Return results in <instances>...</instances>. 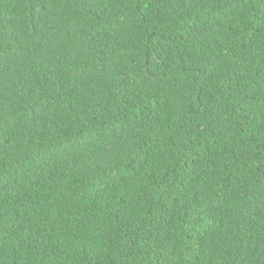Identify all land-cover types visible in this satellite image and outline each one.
Listing matches in <instances>:
<instances>
[{
  "label": "trees",
  "instance_id": "trees-1",
  "mask_svg": "<svg viewBox=\"0 0 264 264\" xmlns=\"http://www.w3.org/2000/svg\"><path fill=\"white\" fill-rule=\"evenodd\" d=\"M0 264H264V0H0Z\"/></svg>",
  "mask_w": 264,
  "mask_h": 264
}]
</instances>
